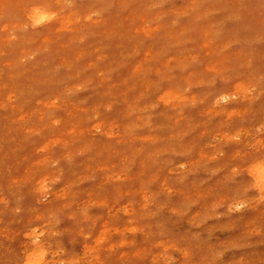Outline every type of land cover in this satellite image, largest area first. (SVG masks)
Segmentation results:
<instances>
[{
  "label": "rangeland",
  "instance_id": "rangeland-1",
  "mask_svg": "<svg viewBox=\"0 0 264 264\" xmlns=\"http://www.w3.org/2000/svg\"><path fill=\"white\" fill-rule=\"evenodd\" d=\"M261 162L264 0H0V264H264Z\"/></svg>",
  "mask_w": 264,
  "mask_h": 264
},
{
  "label": "clouds",
  "instance_id": "clouds-1",
  "mask_svg": "<svg viewBox=\"0 0 264 264\" xmlns=\"http://www.w3.org/2000/svg\"><path fill=\"white\" fill-rule=\"evenodd\" d=\"M41 17H44V19H41ZM45 19H47V17H45V16H38V17H35V18H34V23H35L36 25H39V24H40L43 20H45ZM38 21H39V22H38ZM219 99H220V101H227V100L229 99V97H227V96H221ZM47 183H48V182L45 181V183L41 185V188H42L44 191H47V189H46V187H45V185H46ZM52 183H54V181H52ZM256 187L259 189V191H260L261 193H264V184H261L259 181H257ZM239 207H242V205L239 206ZM57 222H58V221H57Z\"/></svg>",
  "mask_w": 264,
  "mask_h": 264
},
{
  "label": "snow or ice",
  "instance_id": "snow-or-ice-1",
  "mask_svg": "<svg viewBox=\"0 0 264 264\" xmlns=\"http://www.w3.org/2000/svg\"><path fill=\"white\" fill-rule=\"evenodd\" d=\"M41 19H44V17H41ZM257 167L259 170L258 181L264 184V162H261ZM237 207H239V205H237ZM26 264H39V262L37 260H29Z\"/></svg>",
  "mask_w": 264,
  "mask_h": 264
},
{
  "label": "bare ground",
  "instance_id": "bare-ground-1",
  "mask_svg": "<svg viewBox=\"0 0 264 264\" xmlns=\"http://www.w3.org/2000/svg\"><path fill=\"white\" fill-rule=\"evenodd\" d=\"M247 98V97H246ZM249 98V97H248ZM258 175H259V170H257V178H258Z\"/></svg>",
  "mask_w": 264,
  "mask_h": 264
}]
</instances>
